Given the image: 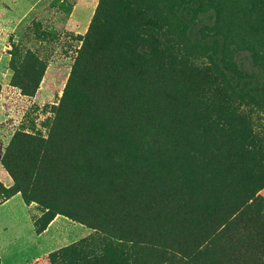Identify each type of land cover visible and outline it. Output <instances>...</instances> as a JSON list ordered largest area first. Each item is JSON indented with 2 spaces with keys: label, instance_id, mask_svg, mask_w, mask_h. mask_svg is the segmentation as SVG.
Returning a JSON list of instances; mask_svg holds the SVG:
<instances>
[{
  "label": "trees",
  "instance_id": "obj_1",
  "mask_svg": "<svg viewBox=\"0 0 264 264\" xmlns=\"http://www.w3.org/2000/svg\"><path fill=\"white\" fill-rule=\"evenodd\" d=\"M115 1L132 24L115 40L118 30L104 20L109 34L103 47L113 45L108 50L118 48L124 58L112 56L109 65L118 73L102 81L110 89L106 103L121 109L124 119L116 112L100 115L97 127L86 129L79 147L90 157L59 175L67 183L62 197L72 200L69 210L35 198L47 210L38 233L65 214L110 240L100 249L81 239L51 260L264 264V130L252 116L253 108L264 116V0H252L253 19L240 17L232 29L238 31L233 46L255 67L249 76L223 53L204 60L181 52L140 0ZM190 13L199 12L182 8L177 14L184 28ZM216 34L224 38L222 29ZM105 117L114 126H105ZM0 190V204L19 192L25 202L34 201L20 187L0 184Z\"/></svg>",
  "mask_w": 264,
  "mask_h": 264
},
{
  "label": "rangeland",
  "instance_id": "obj_2",
  "mask_svg": "<svg viewBox=\"0 0 264 264\" xmlns=\"http://www.w3.org/2000/svg\"><path fill=\"white\" fill-rule=\"evenodd\" d=\"M140 1L160 18L162 32L181 52L204 60L223 53L242 75L255 68L247 53L233 46L238 31L232 32L240 17L253 19L252 0ZM182 8L199 12L187 15L186 28L177 15ZM107 19L118 30L115 40L126 36L132 23L115 0H0V184L25 189L34 199L25 202L19 192L0 209L5 264H68L53 262L51 255L81 239L100 249L110 240L65 214L38 233L47 210L35 200L42 195L69 210L72 200L62 197L67 183L59 175L73 173L80 157H90L79 147L86 129L96 128L100 115L116 112L118 120L124 119L121 109L106 103L110 89L102 81L104 75L118 73L109 65L112 56L124 58L122 50H108L113 45L103 47ZM241 25L250 30L246 22ZM221 29L224 38H216ZM253 109L254 123L264 130V116ZM103 120L105 126L113 125ZM260 195L264 198V189Z\"/></svg>",
  "mask_w": 264,
  "mask_h": 264
},
{
  "label": "crops",
  "instance_id": "obj_3",
  "mask_svg": "<svg viewBox=\"0 0 264 264\" xmlns=\"http://www.w3.org/2000/svg\"><path fill=\"white\" fill-rule=\"evenodd\" d=\"M11 201H12V199H9V200L5 201L4 203L0 204V209L3 208V207H7L11 203ZM0 260H1L2 264H5L4 261H3L4 260L3 257L0 258ZM18 264H20V263H18Z\"/></svg>",
  "mask_w": 264,
  "mask_h": 264
}]
</instances>
